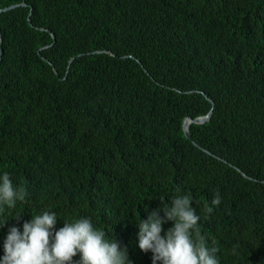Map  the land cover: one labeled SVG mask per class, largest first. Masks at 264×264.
I'll return each instance as SVG.
<instances>
[{
    "label": "trees",
    "instance_id": "16d2710c",
    "mask_svg": "<svg viewBox=\"0 0 264 264\" xmlns=\"http://www.w3.org/2000/svg\"><path fill=\"white\" fill-rule=\"evenodd\" d=\"M23 2L0 15V177L27 193L0 205V259L8 229L48 211L55 230L90 219L130 264H153L138 223L190 195L219 264H264V0H0V10ZM212 108L191 135L213 155L183 131Z\"/></svg>",
    "mask_w": 264,
    "mask_h": 264
},
{
    "label": "clouds",
    "instance_id": "9594fccd",
    "mask_svg": "<svg viewBox=\"0 0 264 264\" xmlns=\"http://www.w3.org/2000/svg\"><path fill=\"white\" fill-rule=\"evenodd\" d=\"M26 195L24 187H13L7 172L0 177V205L14 208L17 201H25ZM211 203L220 205L218 192ZM205 207L206 211H212ZM199 219L192 207V197L177 196L170 204L165 203L162 210L152 211L147 220L138 223L139 249L153 254V264H219L216 255L219 249L209 248L200 236ZM57 221L55 213L44 211L25 222L22 233L17 227L9 228L0 264H74L77 255L80 256L78 264H130L127 249L121 250L114 240H105L104 231L95 229L90 219L64 223L62 228L55 230ZM167 222H172L173 227L162 235ZM7 224L5 222L2 228Z\"/></svg>",
    "mask_w": 264,
    "mask_h": 264
},
{
    "label": "water",
    "instance_id": "95a60500",
    "mask_svg": "<svg viewBox=\"0 0 264 264\" xmlns=\"http://www.w3.org/2000/svg\"><path fill=\"white\" fill-rule=\"evenodd\" d=\"M23 6L26 7L27 4L22 3V4L11 5V6H9V7L3 8V9L0 10V15H1L2 13H4V12H8V11H10V10L16 9V8H18V7H23ZM52 36L54 37V35H52ZM0 41H1V42L3 41L1 30H0ZM45 48H47V47H45ZM0 51H1V54H2V52H3L2 48L0 49ZM104 52H107V51H104ZM98 53H101V51L98 52ZM111 54H112V53H111ZM112 55H113V54H112ZM79 56H80V55H79ZM72 61H73V59L70 61V63H69V67H70ZM55 72L57 73V71H55ZM57 74H58V73H57ZM205 96H206V98L211 102L212 106L214 107V101H213L212 99H210L206 94H205ZM212 114H213V108H212V109H211L206 115L199 116V117H197V118H192V117H189V116H188V117H185V118L183 119V131H184V134H185L186 138H187L188 140H191L195 146L199 147V148L202 149L204 152H206V153H208V154H211V155H213V154H212L210 151H208V150L202 148V147L199 146L195 141H193V139H192V135H191V126L194 125V124H195V125H203V124H206V123L211 119ZM243 175H244L245 177H247V178H251V177L247 176V175L244 174V173H243Z\"/></svg>",
    "mask_w": 264,
    "mask_h": 264
}]
</instances>
